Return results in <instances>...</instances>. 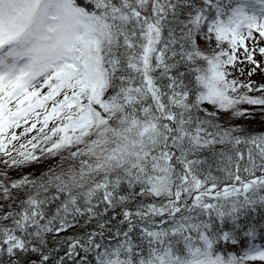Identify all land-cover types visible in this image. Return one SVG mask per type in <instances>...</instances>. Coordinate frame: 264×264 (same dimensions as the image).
Returning a JSON list of instances; mask_svg holds the SVG:
<instances>
[{"label":"snow or ice","instance_id":"6c2138e0","mask_svg":"<svg viewBox=\"0 0 264 264\" xmlns=\"http://www.w3.org/2000/svg\"><path fill=\"white\" fill-rule=\"evenodd\" d=\"M262 45L264 0H0V264H264Z\"/></svg>","mask_w":264,"mask_h":264},{"label":"trees","instance_id":"16d2710c","mask_svg":"<svg viewBox=\"0 0 264 264\" xmlns=\"http://www.w3.org/2000/svg\"><path fill=\"white\" fill-rule=\"evenodd\" d=\"M264 46V45H262ZM257 60H260L261 58L259 57V55L256 56ZM245 67V75L241 76L240 79H246L247 78V66ZM238 75V74H237ZM251 79L253 81H255L257 84L260 83H264V74L262 73H257L255 75H253L251 77ZM247 107V106H244ZM238 124H242L245 125L247 128H249L250 130L256 131V132H260V131H264V119H262L261 114L260 113H256L255 118L251 119V120H245V119H240L235 121ZM22 129H17L16 131L19 133V131H21ZM33 135L35 133H32ZM24 142V141H21ZM19 145L17 144V147ZM59 163V157L56 158H47V159H41L39 162H34L30 165H27L19 170H11L10 171V176L12 178H19L21 175H25V174H31L34 176H39L40 174L44 173L45 171H47L50 167H55L57 164ZM235 251H239V249H235Z\"/></svg>","mask_w":264,"mask_h":264}]
</instances>
